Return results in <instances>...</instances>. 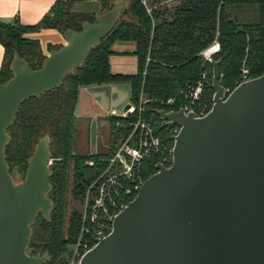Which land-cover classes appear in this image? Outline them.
Segmentation results:
<instances>
[{
	"label": "water",
	"instance_id": "obj_1",
	"mask_svg": "<svg viewBox=\"0 0 264 264\" xmlns=\"http://www.w3.org/2000/svg\"><path fill=\"white\" fill-rule=\"evenodd\" d=\"M125 2L107 7L103 0L76 1L74 10L95 19L84 20L80 29H63L66 42L51 48L39 67L14 51L12 75L0 82V264L48 259L47 252L32 255L27 247L39 212L50 218L53 207L49 135L36 142L25 176L16 182L6 158L8 126L23 99L59 85L84 60L113 28ZM219 63L212 60L213 105L205 116L157 110L166 125L180 126L173 162L157 164L81 264H264V72L225 95ZM111 88V95L94 92L105 108L130 94L116 83ZM96 131L92 121L90 135Z\"/></svg>",
	"mask_w": 264,
	"mask_h": 264
},
{
	"label": "trees",
	"instance_id": "obj_2",
	"mask_svg": "<svg viewBox=\"0 0 264 264\" xmlns=\"http://www.w3.org/2000/svg\"><path fill=\"white\" fill-rule=\"evenodd\" d=\"M118 0H103L112 7ZM76 0H55L53 7L37 22L26 24L19 19H0V41L5 47L0 66V82L12 75L10 61L17 50L31 67H39L46 54L37 37L26 32L40 27H67L80 29L86 19L94 20L90 12L73 9ZM150 8V10L148 9ZM217 37L220 49L213 59H220V82L225 89H233L241 80L242 68L249 77L264 72V0H126L122 14L113 28L100 41L92 45L84 60L64 74L61 83L39 95H31L20 102L14 121L8 126L10 141L6 145L9 171H25L28 158L36 142L44 135L50 137L52 171L49 181L53 207L50 218L39 212L32 224L33 232L28 249L30 254L47 251L50 261L64 263L67 244L74 241L79 224L80 199L88 182L103 168L101 157L108 152L74 153L73 121L80 89L113 82H127L129 100L137 106L142 102L143 114L152 116L164 141L173 143L174 126H168L157 110L177 109L187 99L184 90L205 78L202 99L212 104V61L201 51ZM116 39H133L138 57L135 72H114L110 68L111 44ZM49 44L48 48L58 47ZM150 56L147 59V56ZM204 73V76H203ZM169 98H174L166 104ZM137 111L129 119H135ZM111 133L117 131L119 116H109ZM120 132L130 126L119 124ZM119 134V133H118ZM115 142V141H114ZM114 142L112 143L114 145ZM94 159V165L87 164ZM154 156L150 171H154ZM69 175L72 194L78 200L66 225L65 193Z\"/></svg>",
	"mask_w": 264,
	"mask_h": 264
},
{
	"label": "built area",
	"instance_id": "obj_3",
	"mask_svg": "<svg viewBox=\"0 0 264 264\" xmlns=\"http://www.w3.org/2000/svg\"><path fill=\"white\" fill-rule=\"evenodd\" d=\"M163 1L173 2L175 0ZM219 49L220 41L215 37L201 53L205 59L212 61L214 53ZM149 57L148 55L147 59ZM247 71L246 67L242 68L239 82L249 78ZM204 81L205 78L200 79L195 85L187 86L184 90L187 102L179 108L164 109L167 111L183 109L186 114L193 112L196 117L205 116L211 110L213 100L209 106L202 99ZM230 92L231 89H225V95ZM173 101L174 98H169L166 104ZM142 102L144 99L140 100L138 108L129 101L130 105L127 108L122 105L120 110L117 108L107 110V116L122 118L117 124H127L130 128L123 133L119 141L112 144L109 154L101 157L105 163L102 170L88 182L83 190L77 234L71 243L70 257L63 264H81L84 254L93 248L101 237L111 232L113 218L135 197L144 180L158 170L157 164L169 167L173 162L175 136L180 126L174 125L173 143L169 146L164 141V134L158 130L157 122L152 120V116L147 117L143 114ZM136 111V118L129 119ZM154 156H157L158 160L155 162L154 171L151 172L149 164ZM86 162L94 165V159H88Z\"/></svg>",
	"mask_w": 264,
	"mask_h": 264
},
{
	"label": "crops",
	"instance_id": "obj_4",
	"mask_svg": "<svg viewBox=\"0 0 264 264\" xmlns=\"http://www.w3.org/2000/svg\"><path fill=\"white\" fill-rule=\"evenodd\" d=\"M54 2L55 0H0V19L10 21L19 19L22 23H35L53 7ZM26 35L37 37L45 54L50 51L48 48L49 44L56 46L66 42L64 33L57 27H40L37 30L26 32ZM111 48L114 50L109 55V63L112 71L135 72L137 70L138 57L134 52L136 48L135 40L116 39L111 44ZM4 53L5 47L0 41V66L3 63ZM113 83H116L117 89L122 92L129 90L128 86L124 89L122 85H120V83L123 82ZM113 83H106V85H104L106 88L95 92L104 91L105 94L111 95V86ZM89 88L90 87L87 86V88H83V91L88 93L87 90ZM91 96L92 98L87 105L84 104L83 100L78 102L75 110V116H82L83 112H87L85 114L88 116L95 108L101 109L100 115L103 116L106 115L108 109L118 108L126 102H129V97H127L117 107L110 106L109 108H105L103 104L94 96V92Z\"/></svg>",
	"mask_w": 264,
	"mask_h": 264
},
{
	"label": "rangeland",
	"instance_id": "obj_5",
	"mask_svg": "<svg viewBox=\"0 0 264 264\" xmlns=\"http://www.w3.org/2000/svg\"><path fill=\"white\" fill-rule=\"evenodd\" d=\"M173 2H175V1H173ZM173 2L172 1H166L164 3L172 4ZM127 40H133V39H127ZM120 85H122V87L124 89H126L128 86V83L123 82V83H120ZM89 87L90 88L87 90L88 93L83 91V88H87V87H82L80 89L78 102L83 100L84 104L87 105V104H89V101L92 98L91 95L93 92L106 88V86H104V85H93V86H89ZM213 95H214V93H213ZM213 95H212V98H213ZM128 101H130V100H128ZM120 107H122V106H120ZM120 107H118L117 110H120L119 109ZM100 112H101V109L95 108L94 110L91 111L90 115H88V116H87V114H85L87 112H83L82 116H75L74 117V121H73V127H74V129H73V149L75 151L74 153L83 154V153H88L90 151H92V152H108L110 150V148L112 147V143L114 141H119L121 139V137L123 136V132H120L121 130H120V128H118L119 124H117V123H116L117 124V131L119 134L117 132H115L114 134L111 133L110 121L108 120L109 116H107V115L101 116ZM92 121H96V123H97V131H96V135L94 137H92L90 135V125H91ZM51 162H52V158H51ZM50 164H49V167H50ZM17 168H18L17 166H14V170H11V172H10L16 182L23 180V178L25 176V172H26V169H25V171H22V170L17 171ZM71 182H72V177L69 175L68 182H67V190L65 193L64 225L67 224L68 219H69L70 214L73 211V209L78 207V200H76L72 194ZM71 243H73V242H71ZM71 243L67 244L68 251H67L66 259H68L70 257L69 253H70L71 247H72ZM28 247H27V252L30 254L31 249H28ZM45 252H47V251H44L41 254H34V255H42ZM48 255H49V253H48ZM50 259H51V257L49 255L48 259L45 262H43L42 264H55L52 261H50ZM57 264H62V263H59V260H58Z\"/></svg>",
	"mask_w": 264,
	"mask_h": 264
},
{
	"label": "flooded vegetation",
	"instance_id": "obj_6",
	"mask_svg": "<svg viewBox=\"0 0 264 264\" xmlns=\"http://www.w3.org/2000/svg\"><path fill=\"white\" fill-rule=\"evenodd\" d=\"M51 163V162H50Z\"/></svg>",
	"mask_w": 264,
	"mask_h": 264
}]
</instances>
